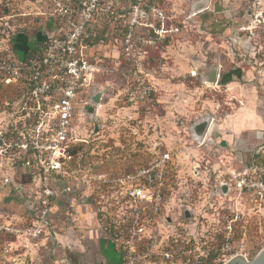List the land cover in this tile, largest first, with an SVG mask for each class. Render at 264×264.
<instances>
[{"label":"rangeland","instance_id":"1","mask_svg":"<svg viewBox=\"0 0 264 264\" xmlns=\"http://www.w3.org/2000/svg\"><path fill=\"white\" fill-rule=\"evenodd\" d=\"M116 2L127 8L128 25L116 22L96 44L111 73L97 83L96 92L104 91L99 102L74 122V153L60 170L44 173L48 158L14 146L11 132L19 133L22 120L18 90L0 76V137L10 144L0 154V226L22 232L0 229V264L115 262L112 242L94 216L102 180L151 162L158 152L169 154L167 227L187 225L177 238H194L192 264L253 259L264 247V196L240 193L233 183L246 171L264 176V0ZM41 7L39 0H0V63L18 64L35 45ZM212 67L216 80L203 81ZM126 75L151 88L147 101L122 104L117 86ZM203 118L213 120L211 141L199 143L190 127ZM222 180L231 187L217 195L208 184ZM30 227L41 230L38 238L24 233ZM149 264L185 263L155 258Z\"/></svg>","mask_w":264,"mask_h":264},{"label":"built area","instance_id":"2","mask_svg":"<svg viewBox=\"0 0 264 264\" xmlns=\"http://www.w3.org/2000/svg\"><path fill=\"white\" fill-rule=\"evenodd\" d=\"M39 1L43 3V10L36 14L44 17V23L35 39L34 55L20 59L18 64L9 60L1 62L0 76L5 84L17 88L19 94L15 106L22 120L19 133L16 128L11 132L15 131L14 146L21 153L48 158L42 166L43 172L48 173L60 170L64 160L72 157L74 122L83 109L93 104L91 96L97 91L98 81L111 73L103 57L96 54V44L101 45L107 37L105 32L113 30L116 22L120 21L126 28L128 19L124 17L127 8L116 6V0ZM128 37L124 39L125 58L129 56ZM233 42L238 44L236 39ZM191 75L195 76L196 72ZM129 80L126 75L117 86L122 104L138 106L147 101L151 88L142 80L138 84ZM102 95L103 90L100 99ZM212 122L208 119L201 141H211ZM0 141V154H6L10 144L6 145L2 137ZM168 159V152H158L153 161L102 180V194L95 203L94 216L102 225V235L112 242L116 261L93 264H149L155 258L164 262L178 258L185 264H192L194 238L191 234L177 238L187 225L182 223L180 228L169 230V223H166L171 221L164 213L167 194L172 189L167 177ZM233 184L240 193L250 192L254 198L261 199L264 196L262 175L254 177L246 171L237 174ZM223 185L226 191L231 187V183L224 180L217 185L208 184V187L218 195L224 194ZM44 191L46 195L51 192L48 188ZM185 210L189 217L184 213L182 217L188 220L192 214L190 209ZM0 229L22 233L5 225ZM40 232L38 227L24 231L32 238H38Z\"/></svg>","mask_w":264,"mask_h":264},{"label":"water","instance_id":"3","mask_svg":"<svg viewBox=\"0 0 264 264\" xmlns=\"http://www.w3.org/2000/svg\"><path fill=\"white\" fill-rule=\"evenodd\" d=\"M216 73L217 69L212 67L203 77V81H215L216 80ZM101 91L96 92L94 95L91 96V101L94 103L99 102L100 100ZM208 124V118H203L201 120H197L191 126V132L198 137H202L205 133L206 127ZM222 191H226V186H222ZM184 216L189 217V212L187 210L184 211ZM264 264V247L255 255V257L251 260H246L245 258L235 255L229 258L223 264Z\"/></svg>","mask_w":264,"mask_h":264},{"label":"trees","instance_id":"4","mask_svg":"<svg viewBox=\"0 0 264 264\" xmlns=\"http://www.w3.org/2000/svg\"><path fill=\"white\" fill-rule=\"evenodd\" d=\"M38 37H39V35H38ZM34 53H35V47H34V46L27 47V48L23 51V53H22L21 60H25V59H27L28 57L33 56ZM17 95H19V94H17ZM70 152H71L72 154L74 153V151H73L72 149L70 150Z\"/></svg>","mask_w":264,"mask_h":264},{"label":"bare ground","instance_id":"5","mask_svg":"<svg viewBox=\"0 0 264 264\" xmlns=\"http://www.w3.org/2000/svg\"><path fill=\"white\" fill-rule=\"evenodd\" d=\"M193 140H195V141L201 143L202 137H198V136H196L195 134H193Z\"/></svg>","mask_w":264,"mask_h":264},{"label":"crops","instance_id":"6","mask_svg":"<svg viewBox=\"0 0 264 264\" xmlns=\"http://www.w3.org/2000/svg\"><path fill=\"white\" fill-rule=\"evenodd\" d=\"M243 124H244V123H242L240 127L236 125V126L233 127V129H234V130L236 129V130L239 131V130L242 128Z\"/></svg>","mask_w":264,"mask_h":264},{"label":"flooded vegetation","instance_id":"7","mask_svg":"<svg viewBox=\"0 0 264 264\" xmlns=\"http://www.w3.org/2000/svg\"><path fill=\"white\" fill-rule=\"evenodd\" d=\"M234 264H238V263L236 262V263H234Z\"/></svg>","mask_w":264,"mask_h":264}]
</instances>
